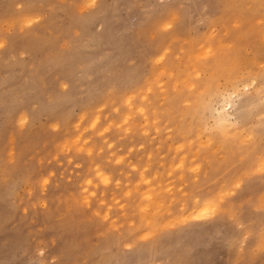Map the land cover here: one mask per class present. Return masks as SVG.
<instances>
[{
	"label": "rangeland",
	"instance_id": "374dc122",
	"mask_svg": "<svg viewBox=\"0 0 264 264\" xmlns=\"http://www.w3.org/2000/svg\"><path fill=\"white\" fill-rule=\"evenodd\" d=\"M259 1L256 14L245 19L242 12L251 0H0V264H264V165L253 166L254 155L240 158L238 150L247 144H235L224 158L215 148H203L213 163L193 160L189 147L196 149L197 128H188L186 140L177 141L183 148L176 156L185 151L186 160L198 168L184 169V199L206 175L208 192H200L217 199L220 213L170 228L167 216L155 212L168 229L160 238L152 235L157 229L150 231L146 246L148 238H136L142 231L118 218L132 210L121 193L144 166L146 174L156 170L159 178L170 173L169 160L177 161L171 134L180 124L189 126L186 119L179 122L189 101L180 97L184 103L174 110L175 121L171 117L164 123L160 117L156 131L142 134L138 114L131 119L138 125L135 133L108 126L129 111L123 102L128 94L131 106L147 107L149 99L163 102L166 91L175 92L158 71L171 59L174 74L177 64L183 70L187 62L199 65L197 59H184L192 40L204 41L210 28L219 35L223 24L246 25L239 58L263 71L264 0ZM161 49L166 54L159 59ZM234 54L229 49L223 55ZM147 83L151 88L145 90ZM217 86L224 90L222 77ZM252 87L232 97L221 125L212 109L206 126H237L243 120L257 131L258 121L264 124V91L257 94ZM247 94L250 102L244 105ZM221 101L216 98L212 106L220 108ZM79 146H91L93 153L76 150ZM116 154L123 161L113 164ZM90 161L120 180L99 183L87 174ZM176 173L168 176L173 193ZM84 174L91 178L87 187L81 185ZM117 186L125 187L118 205L108 201ZM104 214L115 227L108 226ZM128 217L136 224L138 214Z\"/></svg>",
	"mask_w": 264,
	"mask_h": 264
},
{
	"label": "bare ground",
	"instance_id": "6f19581e",
	"mask_svg": "<svg viewBox=\"0 0 264 264\" xmlns=\"http://www.w3.org/2000/svg\"><path fill=\"white\" fill-rule=\"evenodd\" d=\"M251 1L252 3L250 4V6L245 7L243 9L242 14L245 19L248 16H254L256 14L255 9L259 7L257 6L256 3L259 0H251ZM259 2L262 4V0H260ZM245 26L246 25H244L243 27L242 25L239 26L238 23L234 21L233 26H231V22L225 25L223 24L222 32L219 35L215 32L214 29L210 28L204 41L201 42L200 41L201 39L200 40L193 39L191 43L192 48L188 50L187 57L184 60H186L187 58L197 59L200 62L199 65L193 64L189 66L187 62L185 63L186 68L183 70L182 67L180 68V66L177 64L176 67L178 68V72L174 74L175 72L174 73L172 72V66L174 62L173 59H171L169 64L170 66H165L158 71V76L161 74H165L169 78L171 84L174 85L173 90H175V92H168V91H166L165 93L163 92L164 93L163 94L164 97L162 96L164 98L163 102H160V98L159 99L155 98L154 100H152V98L149 99L147 101V107L141 104L135 107L131 106L132 96H129L128 94V96H125L123 98L124 99L123 102L126 105H128L129 111L127 113L122 114L117 122H114L113 124L110 123L108 124V126H112L121 131L124 130L125 132L131 129L132 132L135 133L133 128H135L136 124L133 126L131 119H133L134 114H138L141 120L143 121L141 124L142 126H140L142 127L141 129L142 134L145 131H147V129L148 132L149 129H154L156 131V128L158 127L157 123L160 117H162L166 121V122L164 121V123L169 122V120H171V117L172 120L175 121V118L172 114H174L173 113L174 110H177V108L181 106L182 103H184V101L180 100V97H185L189 101L188 103L189 105L187 106V110L184 111L183 114L180 116L179 122H182L183 119H186L187 122L189 123V126H187V124H185L184 126L183 124L177 126V131L175 130L176 131L175 135L173 133L171 134L173 139L171 141L173 143H176L177 145V141L183 139L186 140L188 134V128L191 129L193 128L192 131H194V129L197 128L196 130L198 136V140H197L198 144L194 146L196 149H193L191 145L189 147V151H190L189 156L190 158L192 157L193 160H196V158L201 157L206 162L209 161L213 163L212 158H210L207 153L209 151L211 152L210 149L215 148L214 150H217L222 153L221 156H219V158H224V156L227 154L226 152L228 150L230 151L232 146H234L237 143L243 142L244 144L247 145L238 150V152L241 155L240 158L242 159V155H243L244 159L247 156L246 160H249L250 156L254 155L253 158L254 157L255 158H254L253 166L262 168L261 166L264 165V160H262L263 156H258L260 155V152H256V154H254L255 151H261V154L264 155V145L262 146L260 144L261 139L264 138V124L262 123V121H258L257 131H254L255 128L253 129L249 127V125L247 124L243 125L244 124L243 120L237 126L229 125L227 127H219L218 125L217 128H209L206 126V118L210 115L212 109L216 111L215 122H219L220 125L222 124L220 120L221 121L225 120L226 116L229 115V113L226 111L227 110L226 108L231 105L232 97L237 96L239 94V91H241V89L250 91L249 88L253 86L252 88L253 90H255V93L257 94L262 93L264 91V70L256 72L251 69L252 66L248 67L247 64L242 61V58H239V54H240L239 51L243 47L242 39L246 36V31L243 29ZM229 49H233L235 53L234 57L232 56L227 57L223 55L224 52ZM165 54H166V50L161 49L159 59L162 58ZM204 72H206L205 75H203ZM221 77L223 78L225 83V88L222 92L219 90L217 86L218 80ZM160 81L161 80L159 79L158 82ZM145 88H146L145 90L151 88L149 83H147ZM177 88H180L188 92H184L182 96L181 95L178 96L179 93L177 92ZM250 96L251 94L249 95L247 94V97L245 98L243 97L244 99H246L244 105L248 103ZM216 98L222 99L220 103L221 105L219 104L221 106V107L219 106L221 109L212 106L213 101ZM130 108L132 112H130ZM98 119H99L98 115L93 116L89 121V126L91 128L95 126L98 122ZM123 125L124 128L121 129ZM136 126L138 128V125ZM136 132L139 133L140 131H136ZM179 132L180 135H178ZM167 136L169 135L167 134ZM236 139H239L240 142L236 141ZM180 143H178V145L175 146V151H172L177 161L173 164L172 159H170L171 157H173V155L170 154L172 156L171 157L169 156L170 158L168 157V159H170L167 168L169 169L168 172L170 171V173L172 174L177 172L174 175L175 177L174 180L178 185L175 186L174 193L170 191V187H169L168 176L171 175L170 173L167 174L165 178L164 177L159 178L158 175L156 174L157 173L156 170H154V172L156 171L155 173L149 171L148 174H146L147 170H145V166L139 170L138 180L135 183H128L127 188H125L126 185L125 187L120 186L123 189L125 188L124 191H122V193L120 191L121 188H119V186H117L116 191L110 189V193L112 192L111 197L108 199L110 203L117 204L119 202L118 199L119 193L123 194L124 197L128 199L127 200L128 204H130L129 206L130 209L132 210L130 211V213L129 212L120 213L118 215V218H121L120 221L123 222L127 227H130L131 225H135V227L138 228V230L142 231L139 232V234L137 235L136 237L137 239L144 241L145 238L146 239L148 238L149 233L151 235V232L156 229L158 232L157 233L152 232L153 233L152 235H154L155 238H160L165 233V230L168 229L167 227L166 228L164 227L167 223L166 221L162 222L159 221L158 218H155V212L160 211L162 212V214L167 216V220L170 222V224L173 223L172 226L170 225L171 226L170 228H173V227H177L178 225H182V224L185 225L186 223H189V221L191 220L193 221V219L195 220L196 218H201L210 215H212L211 217H213V215H215L217 211L220 209V208L218 209L219 202L217 201L216 198L206 199L205 195H203V193L200 192V191H204V185L208 183L207 182L208 176L206 175H204L202 183H200V185L194 190L193 193H192L193 190L192 189H191L192 191L190 190L192 195L184 199L185 197L183 196L184 194L182 193V188H183L182 184L184 183V186L187 185V183L185 184L186 180H185L184 169L186 170L191 169L192 171L196 172V169L198 168V164L193 163L195 164V166H193V164H190L186 160L188 156L186 157L185 151L182 152L183 155L180 154L179 156H176L177 149L181 150L183 148V145ZM69 144L73 146L72 142H70ZM138 144L140 143H137L136 145ZM74 146H76L75 143ZM172 147L173 144L171 145L170 148ZM203 148L208 149L209 151L207 152L205 151L206 153L205 154L204 151H202ZM76 150H85L87 154L93 153L92 152L93 149L91 146H88L86 148L79 146L76 147ZM169 152L171 151L169 150ZM164 154L167 153L164 152ZM163 156L161 155V157ZM114 159L115 160L112 162L113 164L121 163L123 161V157L117 154ZM103 166L104 165H102L101 163L98 164L96 161H90L88 165L89 168L87 169V174L90 173L94 175L97 178L98 182L103 184L104 186H108L111 182L117 183V181H119L120 178L117 175L112 177V173L109 171L108 172L105 171L107 167L105 169ZM160 173L162 172L160 171ZM246 174L247 173H245V175ZM90 182H91V178L87 175L85 176L84 174V176L81 178L82 187H87L90 184ZM175 190H178V193H176ZM205 191L208 192V188L205 189ZM87 196H89V194H87ZM104 196H105V190L102 192V196L100 197V201H99L100 203L103 200ZM164 202L166 203L164 204ZM100 203L97 202V204ZM172 206L173 209H171ZM156 209L158 211H155ZM219 213L217 215H219ZM132 214H138V220L136 224L130 223V219L128 216H131ZM102 218L104 219V221H108V219H106V214L102 215ZM114 222L115 220L113 219L108 221V226L115 227L116 223ZM140 227H143V229L145 230L140 229ZM99 229L101 230V228ZM243 239H245V237ZM147 241L148 242L145 244L146 246L149 245L150 238H148ZM244 261L245 260H243L242 264L244 263Z\"/></svg>",
	"mask_w": 264,
	"mask_h": 264
}]
</instances>
